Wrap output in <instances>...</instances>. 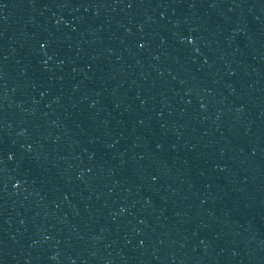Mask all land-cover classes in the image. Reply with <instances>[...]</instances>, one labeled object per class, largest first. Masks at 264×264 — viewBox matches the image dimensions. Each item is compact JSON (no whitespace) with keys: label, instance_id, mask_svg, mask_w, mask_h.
<instances>
[{"label":"water","instance_id":"water-1","mask_svg":"<svg viewBox=\"0 0 264 264\" xmlns=\"http://www.w3.org/2000/svg\"><path fill=\"white\" fill-rule=\"evenodd\" d=\"M0 264H264V0H0Z\"/></svg>","mask_w":264,"mask_h":264}]
</instances>
